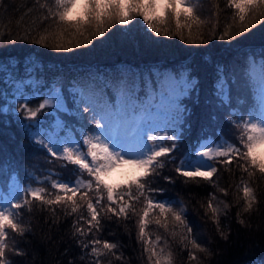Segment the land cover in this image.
Wrapping results in <instances>:
<instances>
[{"label":"snow or ice","instance_id":"obj_1","mask_svg":"<svg viewBox=\"0 0 264 264\" xmlns=\"http://www.w3.org/2000/svg\"><path fill=\"white\" fill-rule=\"evenodd\" d=\"M204 2L51 0L50 3L44 0L40 3V0H34L39 8L45 10L38 17V23L32 21L36 27L25 25L23 17L19 18L16 27L23 28L21 39L51 46L56 51H71L91 45L93 39L104 37L115 25H129L136 17H142L143 25L157 37L171 34L189 44H202L205 42L202 26L206 21L201 19L197 9ZM3 3L4 0H0V7ZM213 7L217 9L213 14L216 21L208 35L214 39H235L258 25H264V0H225V8L231 10L230 22L220 33L215 31L219 26V2ZM32 11L29 9L25 15ZM170 21H174V32L168 26ZM40 25H43L42 30ZM11 34L7 29L4 32L5 36ZM250 67L253 70L249 77L255 93L239 100L240 107L231 104L226 81H221L217 87L221 104L232 108L228 122L236 131L234 142L225 138L222 128L219 134L213 130L199 137L179 159L174 153L184 141V125L187 123V109L181 106L180 97L191 88L190 82H183L179 93L171 90L159 95L154 89L149 91L135 81L123 80L114 86L105 84L103 87L94 83L82 84L78 98L73 100L74 111L66 105L59 92H53L50 98L31 107L28 98L17 88L24 102L17 101L19 108L13 110L32 122L30 127L38 128V117L53 105L56 110L77 116L81 124L79 138H74L73 129L59 122L56 125L59 131L45 134L46 140L38 141L51 157L64 162L65 170L70 165L75 166L71 171L77 178L50 173L43 181H35L37 186L18 187L10 199L0 202V264H11L9 253L26 255L15 240L11 244L9 242L10 233L23 238L32 232L31 224L23 222L25 212H50L54 217L53 223H56L59 220L57 208L65 216L80 213L73 222L72 236L81 250V261H87V264H104L103 258L109 256L117 261L124 260L122 253L116 254L120 248L118 243L99 236L104 228L103 221L113 218L127 221L137 217V239L144 245L148 264H175L169 240L162 235H156L153 240L147 231L150 224L159 226L173 239L179 236L180 251L187 252L189 264L199 260L197 252L209 253L208 248L192 237L193 228L186 219L187 209L174 207V201L157 200L154 194L162 189L154 187L153 180L160 178L162 170L171 164L178 178H183V183L197 186L206 183L218 188L214 180L221 171L218 166H224L229 174L235 168L240 173L237 187L243 193L242 212L251 214L259 210L257 189L259 181L264 180V61L259 65L258 75L255 62ZM61 132L67 134L61 135ZM123 167L132 170L126 183H109L111 174ZM162 178L174 182L171 176ZM219 191L224 196L229 194L225 188H219ZM216 199L215 193L211 194L206 208L211 211L219 230L220 216H226V210L231 206L221 201L224 205L221 209L213 204ZM141 203L143 206L138 210L137 205ZM81 209L85 211L81 212ZM240 214L238 212L237 216ZM239 223L244 225L245 221L241 219Z\"/></svg>","mask_w":264,"mask_h":264},{"label":"trees","instance_id":"obj_2","mask_svg":"<svg viewBox=\"0 0 264 264\" xmlns=\"http://www.w3.org/2000/svg\"><path fill=\"white\" fill-rule=\"evenodd\" d=\"M216 2L220 4V15L215 31L222 32L225 24L230 22L231 10L225 8V0H205L197 9L201 19L206 21L202 26L205 33L202 44H189L171 34L157 37L143 25L142 17H136L129 25H115L104 37L93 39L91 45L56 51L51 46L21 39L23 28L16 27L19 18L23 17L25 25L35 28L32 21L38 23L44 9L39 8L34 0H4L0 7V191L12 180L37 186L34 182L43 181L50 173L77 178L71 171L75 166L70 165L65 170L63 161H56L38 144L40 139L46 140L45 134L59 131L56 129L59 122L73 129L74 138H79L81 124L77 116L56 110L53 105L38 117V128L30 127L32 122L13 110L19 108L17 101L24 102L20 92L28 98L31 107L53 92H60L66 105L74 111L73 100L78 98L82 84L94 83L103 87L105 84L114 86L123 80L135 81L149 91L154 89L159 95L171 91V86L180 87L179 82L183 80H190L191 88L180 97L181 106L187 109L185 138L174 155L179 159L204 133L215 130L219 134L221 128L225 138L234 142L236 131L228 122L232 108L221 104L217 87L221 81L227 82L231 104L235 107H240L239 100L255 93L249 72L253 70L250 65L255 62L258 75L259 65L264 61V25H258L235 39H214L208 34L216 21L213 15L217 11L213 7ZM29 9L33 11L25 15ZM168 26L174 32V21ZM6 29L12 34L5 36ZM42 29L43 25H40ZM37 132L41 135H36ZM66 134L61 132V135ZM218 167L221 171L214 177L218 188H213L206 183L199 186L183 183V178H178L173 166L168 164L162 170V176H171L174 182L170 183L162 176L154 179L153 186L162 189L154 195L157 200L176 202L174 207H185L186 219L193 228L192 237L209 249V253L197 252L199 260L191 264H264V180L259 181L257 189L259 210L243 213V193L237 187L240 173L233 168L229 174L224 166ZM219 188L227 189L228 196H224ZM213 193L217 197L214 205L223 209L221 201H224L231 206L226 210V216L221 214L219 230L211 211L206 208ZM142 206V203L138 204V210ZM238 212L241 213L239 217ZM56 215L59 220L53 223L50 212L34 210L31 214L24 213L23 222L31 224L32 232L23 238L10 233V244L15 240L19 249L26 253L25 256L9 253L11 264H69L70 261L72 264H87V261H81V250L72 236L73 222L80 213L65 216L57 208ZM136 219L103 221L100 238L118 243L120 248L116 254L122 253L124 257L123 261L104 257V264L109 260L111 264H148L144 245L137 239ZM241 219L245 221L244 225L239 223ZM82 226L87 229L83 222ZM147 231L153 240L156 235L169 240L175 264H189L187 252L180 251L179 236L173 239L155 224H150Z\"/></svg>","mask_w":264,"mask_h":264},{"label":"rangeland","instance_id":"obj_3","mask_svg":"<svg viewBox=\"0 0 264 264\" xmlns=\"http://www.w3.org/2000/svg\"><path fill=\"white\" fill-rule=\"evenodd\" d=\"M186 81L190 82V84H191L190 80H183L182 82H179L181 84L180 87L171 86L170 90H175L177 93H179L180 90H181V87H182V83L186 82ZM175 83L177 84L176 81L174 82V84ZM227 90H228V87H227ZM50 97H51V94L49 96H47V98H50ZM131 171L132 170L127 168V167H123V168L117 169L108 178V182L111 183V184H114V185H116V184H124L129 179V174L131 173ZM18 187H26V185H22L20 182L12 180V182L9 183L8 186L5 189H1V191H0V202H3L5 200H7V199H10L11 198V194H13L14 191L16 190V188H18Z\"/></svg>","mask_w":264,"mask_h":264}]
</instances>
